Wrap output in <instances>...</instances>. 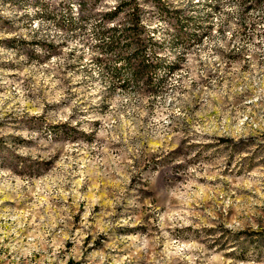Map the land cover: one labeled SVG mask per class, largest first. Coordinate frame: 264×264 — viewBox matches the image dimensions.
Here are the masks:
<instances>
[{
    "label": "rangeland",
    "instance_id": "1",
    "mask_svg": "<svg viewBox=\"0 0 264 264\" xmlns=\"http://www.w3.org/2000/svg\"><path fill=\"white\" fill-rule=\"evenodd\" d=\"M122 2L0 0V264H264V0ZM117 5L160 85L95 60Z\"/></svg>",
    "mask_w": 264,
    "mask_h": 264
},
{
    "label": "trees",
    "instance_id": "2",
    "mask_svg": "<svg viewBox=\"0 0 264 264\" xmlns=\"http://www.w3.org/2000/svg\"><path fill=\"white\" fill-rule=\"evenodd\" d=\"M236 1L238 4L248 2L247 4L252 7L258 5L261 0ZM122 3L129 4V0H123ZM82 7L79 11V27L87 18ZM120 9V6L117 5L103 12L94 10L89 12L95 18L91 30V35L97 40L94 44V47L98 50L95 60L106 68L111 78L120 87L128 83L140 85L144 89L151 87L154 82L160 85L162 81L160 72L173 71L174 65L156 57L155 50L152 48V43H150L153 37V33H150L152 30H149V28L144 29L140 16L135 11L129 12L123 22H113ZM75 24L76 20L70 17L68 28L75 29ZM145 30L148 33H144ZM147 49L154 57L147 54Z\"/></svg>",
    "mask_w": 264,
    "mask_h": 264
}]
</instances>
